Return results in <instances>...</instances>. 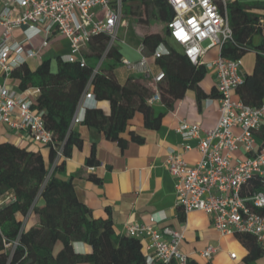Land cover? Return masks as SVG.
Segmentation results:
<instances>
[{"label": "built area", "instance_id": "obj_1", "mask_svg": "<svg viewBox=\"0 0 264 264\" xmlns=\"http://www.w3.org/2000/svg\"><path fill=\"white\" fill-rule=\"evenodd\" d=\"M170 16L164 28L173 44L193 65H202L212 72L218 94V121L210 130L199 125L180 121L175 131L180 136L182 152L193 149L190 141H196L199 160L188 164L181 154L168 150L165 165L174 180L177 207L183 214L202 211L209 216L212 227L220 236L249 234L264 254V216L256 209H264V144L256 150L254 133L264 120V98L257 107L234 100L232 94L241 85L240 59L221 55L224 43L232 42L228 23L227 5L233 0H162ZM123 0H0V123L10 131L23 132L42 146L53 145L51 133L46 130L40 113L32 106L36 89L17 91L8 85L14 70L29 61L40 60L54 35L68 41V52L61 55L67 63L79 62L83 66V52L92 36L104 35L108 42L105 54L117 43L125 45L119 36L123 20ZM17 33V34H16ZM142 36L136 61L121 58L120 62L133 76L149 79L152 95L149 102H159L157 84L164 79L159 71L150 74L147 57L143 54ZM206 43V45H203ZM210 49H217L216 57L204 62ZM169 54V48L160 44L152 56L159 58ZM104 55L97 64L101 65ZM95 100L88 88L83 93L70 126L81 123L86 108H94ZM238 128L240 133L232 134ZM242 151L251 155L245 160H233V154ZM63 157L62 148L55 152L52 172ZM254 183L257 188H254ZM13 197L0 196V207ZM150 225L126 226L125 234L146 240V264H188L189 258L179 250L182 232L168 227L158 229L157 220ZM17 239L6 243L5 249L14 250ZM218 251L209 246L199 254L209 260ZM234 259L235 254L231 253Z\"/></svg>", "mask_w": 264, "mask_h": 264}, {"label": "trees", "instance_id": "obj_2", "mask_svg": "<svg viewBox=\"0 0 264 264\" xmlns=\"http://www.w3.org/2000/svg\"><path fill=\"white\" fill-rule=\"evenodd\" d=\"M260 8H264V4H244L239 0L227 5L232 42L224 43L221 50V55L230 59H240L248 51L254 52L251 73L245 74L241 85L235 89L238 99L254 108L259 107L264 98V36L257 44L253 43V37L261 36L263 31L259 15L254 12ZM123 10L145 31L152 18L165 21L170 16L162 0H123ZM107 42L104 35L92 36L83 52V66L79 62H64L56 56L41 60L34 69L23 65L11 75L19 91L37 90L32 109L41 114L53 145L43 147L47 150L44 157L39 151L0 142V196L8 193L13 197L0 207V264H146L140 239L127 235L114 239L111 218L94 219L90 210L78 201L72 180L58 177L64 159L49 173L58 148H62L63 157L67 158L73 146L80 147L81 140L70 124L87 88L96 102L108 103L109 114H104L99 107L86 108L81 123L115 141L120 148L128 143L120 134L125 132L135 112L142 114L146 126L158 124L146 101L151 92L133 78L129 77L124 83L117 80L114 68L124 65L115 48L105 54ZM142 42L143 54L164 74V79L157 84L161 104L171 108L187 89L194 88L197 94L201 92L198 83L207 70L190 63L167 33L145 34ZM160 44L169 48V54L154 58L153 51ZM128 135L130 141H141L132 132ZM95 164L91 155L88 165ZM88 178L97 182L93 176ZM253 186L257 188L256 183ZM38 200L42 205L37 204ZM255 212L264 216V209ZM29 213L34 214L36 223L25 230L22 218ZM235 236L247 249L246 260L263 255L253 236ZM16 239L18 246L14 250L5 249L6 243ZM74 243L85 244L89 253H75ZM188 264L197 263L189 260Z\"/></svg>", "mask_w": 264, "mask_h": 264}, {"label": "crops", "instance_id": "obj_3", "mask_svg": "<svg viewBox=\"0 0 264 264\" xmlns=\"http://www.w3.org/2000/svg\"><path fill=\"white\" fill-rule=\"evenodd\" d=\"M239 1L244 4H264V0ZM254 12L259 15L263 26L261 36L253 37V43L257 44L264 36V8L254 10ZM131 19L134 20V17L131 16ZM161 22L163 25L159 27L153 28L149 25L146 31L136 30L134 33L139 40L134 47L130 46L121 36L125 45L118 43L120 48L116 49L120 54V59L136 61L138 55L135 48L145 34H166L165 21ZM48 46L49 49L43 53L45 56L48 55L47 58H42V55L40 61L68 52V41L62 36L54 35ZM206 54H209L213 60L217 55V49H210ZM147 61L150 74L156 75L159 69L152 60L147 59ZM240 61L241 75L250 74L254 66V52L248 51L240 58ZM39 62L29 61L27 66L34 69ZM114 72L120 83H124L130 77L138 85L151 92L146 101L152 108V118L158 119V124L155 127L146 126L142 114L135 112L125 132L120 134L122 138L128 140L124 148H120L115 141L108 140L94 128H88L82 123L73 125L71 128L78 135L81 144L80 147H72L70 156L64 160L58 177L72 180L78 201L90 210L94 219L111 218L114 239L126 235V226L150 225L152 224L151 219L154 218L157 220L158 229L168 227L183 233L179 250L197 264H264V254L254 260H246L247 249L237 240L236 236H220L212 227L209 216L202 211L183 214L182 209L176 204L174 180L165 165L168 150L181 154L182 159L188 164H194L199 160L200 154L195 148L196 141H190L189 144L193 149L183 153L182 141L175 129L180 121L199 125L203 130H210L216 125L219 117L218 95L213 73L207 71L198 83L200 93L197 94L194 88L187 89L181 99L175 101L171 108H167L160 101L149 102L152 95L151 88L148 86L149 79L133 76L121 64L114 68ZM8 85L19 91L13 78L9 79ZM36 95L37 92L34 97ZM232 98L239 100L236 91L233 92ZM95 107H99L104 114H109L107 102L95 101ZM129 132L138 136L141 141H130ZM231 132L237 135L240 130L233 128ZM254 139L255 151H258V147L264 144V120L254 133ZM0 142H9L31 151H39L44 157L47 156V150L34 143L28 134L10 131L2 123H0ZM91 155L96 162L93 166L88 165ZM250 156L238 151L233 154L231 164H234L236 159L242 161ZM89 176L96 178L97 182L89 179ZM37 204L42 205V201L38 200ZM35 223L36 217L33 213L22 218V227L25 230ZM140 240L143 252L147 255L146 240L145 238H140ZM209 246L217 247L218 251L207 260L199 253ZM73 250L78 254H86L90 251L89 247L83 243H74ZM231 253L235 254L234 259L230 258Z\"/></svg>", "mask_w": 264, "mask_h": 264}, {"label": "rangeland", "instance_id": "obj_4", "mask_svg": "<svg viewBox=\"0 0 264 264\" xmlns=\"http://www.w3.org/2000/svg\"><path fill=\"white\" fill-rule=\"evenodd\" d=\"M122 15H123V20H122V26L120 28V32H119V36H122V38H124L126 40V42L131 46H136V44L138 43L139 38L135 36V31L139 30L140 28L138 27L137 23L131 19V16L126 15L124 10L122 11ZM160 25H163V23L158 19V18H152L150 21V26L151 27H159ZM140 31V30H139ZM170 39V38H169ZM172 42V41H171ZM203 45H206V43H204ZM113 48L115 49H119L120 45L117 43L113 46ZM49 49V46L43 51V53H45L47 50ZM126 49H124L125 51ZM43 55V54H42ZM47 54L45 56V54L43 55L42 58H47ZM212 57L209 54H206V56L204 57V62H207L211 59ZM40 60H38L37 62H39ZM34 65V64H33ZM32 65V66H33ZM233 164V163H232Z\"/></svg>", "mask_w": 264, "mask_h": 264}, {"label": "bare ground", "instance_id": "obj_5", "mask_svg": "<svg viewBox=\"0 0 264 264\" xmlns=\"http://www.w3.org/2000/svg\"><path fill=\"white\" fill-rule=\"evenodd\" d=\"M125 40V39H124ZM139 45L135 48V49H138Z\"/></svg>", "mask_w": 264, "mask_h": 264}]
</instances>
